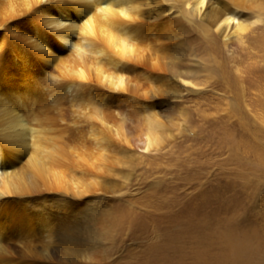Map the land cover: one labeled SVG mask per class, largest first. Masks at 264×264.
<instances>
[{
  "label": "rangeland",
  "instance_id": "obj_1",
  "mask_svg": "<svg viewBox=\"0 0 264 264\" xmlns=\"http://www.w3.org/2000/svg\"><path fill=\"white\" fill-rule=\"evenodd\" d=\"M220 1L211 0V5L222 6ZM225 1L236 7L239 20L247 24L244 31L230 27V47L221 34L203 28L207 21L201 13L194 14L180 1L158 0L145 7L165 6L169 10L165 14L178 17L169 34L162 32L172 37L166 41L169 60L177 66L174 72L159 71L158 77L136 66L133 76L141 91H149L146 103L152 106L142 115L152 113L160 120L157 131L164 146L144 151L137 148L133 133H126L130 145L104 143L109 167L101 184L106 190L96 193L95 201H90L93 195L84 201L113 209L110 223L102 228L106 235L86 254V264H241L230 247L239 244L240 237H247L251 248L242 264H264V0ZM179 9L186 10L188 17H182ZM25 14L29 13L23 11L14 22L21 24L18 40L33 54L43 55L44 47L35 46L38 30L23 28ZM34 24L37 29L43 27L36 19ZM43 34L55 48L61 47L44 27ZM48 51L59 68L77 61L71 48ZM181 72L193 83L181 80ZM50 85L44 83L47 93ZM155 88L167 91L152 96L150 90ZM167 93L170 96H164ZM92 94L96 102L101 97L96 87ZM118 100L114 97L113 101ZM65 101L66 105H57L51 99L48 107L39 95L32 114L53 115L63 106L68 110L71 103ZM123 107L120 111L114 106L113 112L129 122L124 115L128 107ZM97 108L102 113L99 103ZM67 116L72 118L71 113ZM53 130L48 134H55ZM83 135L84 129L78 127L65 137L74 140L78 153L96 156L98 150L92 144L79 142ZM29 245L38 247V242Z\"/></svg>",
  "mask_w": 264,
  "mask_h": 264
},
{
  "label": "bare ground",
  "instance_id": "obj_2",
  "mask_svg": "<svg viewBox=\"0 0 264 264\" xmlns=\"http://www.w3.org/2000/svg\"><path fill=\"white\" fill-rule=\"evenodd\" d=\"M157 1L0 0V264H86V254L101 244L106 235L102 228L110 223L113 209L84 201L89 195L94 196H90V201H95L96 193L106 190L101 184L109 167L104 143L130 145L126 133H133L137 148L144 151L164 146L157 131L160 120L152 113L142 115L152 106L146 103L149 91H141L133 78L138 72L136 66L158 77L159 71L173 73L177 68L169 60L166 40L172 37L166 33L178 17L165 14V6L145 8ZM175 1L190 7L196 15L201 13L207 21L202 23L203 28L221 34L225 45H229L230 27L237 31L247 28L239 20L236 7L225 0L216 8L211 0ZM20 11L29 13L22 21L23 28L38 30L35 46L44 47L43 55L33 54L19 42L21 34L17 31L21 24L14 22L18 15L21 17ZM179 11L182 17H188L186 10ZM34 19L55 35L60 48H71L77 59L74 64L62 68L55 64V57L48 50L59 52L60 48H55L43 34V27L37 29ZM40 69L46 72L41 73ZM150 74L146 76L153 79ZM179 76L193 83L182 72ZM47 78L50 80L46 81ZM44 83L50 85V93ZM98 86L105 88V92ZM93 87L101 94L97 102ZM166 91L155 88L150 94ZM39 95L48 107L51 99L57 105H66L65 99H69L71 105L53 115L32 114ZM79 96L81 99L76 98ZM114 97L119 100L113 101ZM114 106L120 111H124L123 106L128 107L124 115L129 122L115 116ZM144 117L146 121L142 120ZM82 122L86 125H80ZM78 127L84 129L79 142L92 144L98 150L96 156L78 153L74 140L65 137ZM49 129L55 130L53 136L48 134ZM224 220L218 221L224 224ZM246 238L240 237L239 244L230 246L241 264L246 263L251 251ZM30 241H37L38 247L30 246Z\"/></svg>",
  "mask_w": 264,
  "mask_h": 264
}]
</instances>
